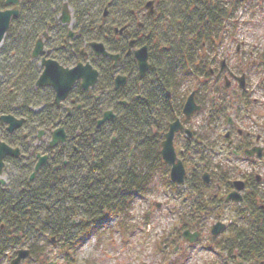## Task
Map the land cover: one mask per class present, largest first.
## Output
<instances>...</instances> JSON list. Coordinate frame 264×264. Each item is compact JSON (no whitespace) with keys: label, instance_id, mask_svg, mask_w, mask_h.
Wrapping results in <instances>:
<instances>
[{"label":"flooded vegetation","instance_id":"1","mask_svg":"<svg viewBox=\"0 0 264 264\" xmlns=\"http://www.w3.org/2000/svg\"><path fill=\"white\" fill-rule=\"evenodd\" d=\"M23 1L1 45L5 68L1 84L12 85L6 87L12 91L14 84L21 83L27 95L23 98V93L14 92L11 98L18 100L7 99L0 106V141L18 150V156L4 159L1 177L5 184L0 183V188L24 186L25 180L37 183L53 173L60 176L63 191L78 199L77 188L89 189L91 179L98 176L106 190L112 185L122 187V179L130 177L135 180L127 199L139 197L154 163L165 167L167 177L170 176L172 167L163 159V144L171 126L178 124L172 145L186 173H209L212 179L206 184L201 176L198 190H192L193 183L185 182L196 203L184 219L196 222L195 229L188 222L184 224L183 240L187 244L200 241L204 229L201 218L210 217L215 221L209 229L213 252L223 259V264H264L261 257L255 261L242 259L238 250L229 254L235 233L250 232L255 227L264 234V129L255 134L257 129L248 125L252 109L247 97V66L235 62L231 52H227L211 65L208 60L207 72L202 75L201 56L186 54L182 17L189 0H144L141 7L138 0H65L45 18L40 9ZM65 4L69 21L63 19ZM221 6L228 13L235 8H226L222 3ZM12 9V5L5 4L0 11ZM33 17L38 18L35 29ZM224 28L217 25L213 39ZM241 44L237 45V54L248 59ZM93 45H102L109 56ZM143 50L148 65L144 74L139 62ZM177 60H184L185 65L188 60L190 66L182 67ZM262 60L264 65V56ZM13 61L18 63L15 68ZM48 66H53L58 74L59 70L72 71L79 66L90 68L97 73V79L88 89L79 79L60 94L53 86L39 85ZM181 75L185 79L180 80ZM187 82L193 88L186 87ZM231 90L238 97L230 106L216 100V94ZM212 91L215 95L210 96ZM190 98L199 109L187 116L185 108ZM208 102L210 117L226 124L225 140L231 154L249 165L237 178L232 173L214 174L219 167H206L203 163L200 134L191 123ZM225 109L229 112L226 117ZM2 117H12L21 126L10 132ZM54 138L59 139L55 145ZM214 183L215 192L208 196ZM156 207L161 209L162 204ZM218 224L225 228L214 235L213 228ZM188 232L190 235L185 237ZM7 254L1 253L0 257L4 259ZM15 257L16 254L11 260Z\"/></svg>","mask_w":264,"mask_h":264},{"label":"rangeland","instance_id":"2","mask_svg":"<svg viewBox=\"0 0 264 264\" xmlns=\"http://www.w3.org/2000/svg\"><path fill=\"white\" fill-rule=\"evenodd\" d=\"M144 2L138 0L137 5L141 7ZM215 3H222L226 8H229L228 5L235 6L232 12H226L227 18L222 24L225 28L221 29L222 32L219 30L220 35L206 48V54L203 38L196 44L194 40L188 43L189 50L187 49L186 54L189 56V52L195 51L201 57L209 58L211 65L218 56L231 52L235 62L239 61L247 66V97L252 109L248 125L257 129L255 134H260L264 129V0H246L245 4L239 0H213V4ZM122 17L125 19L126 15L123 13ZM245 42V46L242 45ZM238 44H241V51L249 54L248 59L237 54ZM2 52L0 46V55ZM11 64L15 68L18 63L13 61ZM186 65L190 66L188 63ZM186 65L183 61L182 67ZM183 78L185 79L181 75L180 80ZM185 85L189 87L193 84L187 82ZM214 93L215 91L210 92V96L215 95ZM216 96L217 101H224L226 106H230L236 101L238 93L231 90ZM210 106L211 103L208 102L204 111L191 123L200 134L204 150L200 155L206 167H219L214 174L232 173L233 178H237L249 165L244 159H237L231 154L225 140L226 124L210 117ZM225 113V117L229 115L227 109ZM152 169V172L149 169V174L146 175L148 184L140 196L126 199L124 210L119 217L101 225L89 226L87 234L78 239H71L72 232L69 236L70 243L66 241L63 244L60 240L57 242V238H54L53 242L52 236L45 234L34 236L25 246L19 247L25 248L24 250L34 248L33 255L22 264H223V259L213 252L209 232L215 222L213 218H201V224L204 226L201 240L187 244L181 236L184 224L188 222L195 229L196 220L188 221L184 216L191 209L190 206L196 203L195 197L192 193H187L186 186L173 185L167 177L165 167L154 163ZM4 177L7 179L6 175ZM214 192L215 183L207 195L211 196ZM156 204H162V208L158 209ZM224 211L227 213L228 210ZM82 219L84 222L85 218L74 217V224L80 226ZM40 230V233L46 232L45 229ZM17 250H8L9 254L0 264H10Z\"/></svg>","mask_w":264,"mask_h":264},{"label":"trees","instance_id":"3","mask_svg":"<svg viewBox=\"0 0 264 264\" xmlns=\"http://www.w3.org/2000/svg\"><path fill=\"white\" fill-rule=\"evenodd\" d=\"M5 1L0 0V9L4 8ZM60 1L62 0H24L23 2L33 5L35 9H40L43 18H45ZM186 4L183 9L184 17H182V20L185 21L186 42L188 44L194 40L196 44L200 38H203L205 41L204 53L206 54V48L216 41L217 36L214 39L213 36L217 32V25L219 28L222 27L223 21L227 18L226 10L221 6V3L213 4V0H189ZM35 9L33 12L36 11ZM35 20L38 18H32L34 22L32 29L38 25ZM177 20H179V15ZM43 27L45 28L44 22ZM187 49L189 50L188 47ZM191 53L193 56H199L195 51ZM2 58L3 53L0 55V77L5 75ZM201 58L203 59V75L207 72L209 58L203 56ZM177 61L183 63L184 60ZM187 63H189L188 60ZM1 82L2 78H0V106L7 99L17 101L18 99L11 98L14 92L20 95L23 93V98L27 95L23 91L21 83L14 84L15 88L11 91L6 87H12V85L6 84L4 87ZM170 116H172V112ZM122 180V187L112 185L106 190L101 177L91 179L92 184L89 189L77 188L78 199L70 197L63 191V185L59 184L60 176L53 173L46 174L37 183H27L25 180L24 186L0 188V254L8 250L19 249L30 242L32 237L43 234L57 238V242L60 240L63 244L66 241L70 243L69 236L72 232L71 239H78L87 234L89 226L101 225L110 219L119 217L125 207L126 195L131 191L135 179L127 177ZM187 180L190 184L193 183L192 190H198V184L202 179L200 174L193 172ZM190 187L192 186L190 185ZM76 216L85 218L84 222L82 219L80 226L74 224L73 218ZM40 229H45L46 232L40 233ZM231 239L233 248L229 250V254L238 250V255L242 259L249 257L251 261H255L261 257V260H264V234L257 228L252 227L250 232L243 230L241 233H235ZM30 250L33 255L34 248L31 247ZM227 251L226 248V253Z\"/></svg>","mask_w":264,"mask_h":264},{"label":"water","instance_id":"4","mask_svg":"<svg viewBox=\"0 0 264 264\" xmlns=\"http://www.w3.org/2000/svg\"><path fill=\"white\" fill-rule=\"evenodd\" d=\"M5 4L7 6L12 5L14 7V9L7 10V11H0V46L2 45L4 38H5L8 30H9L11 20L13 18L18 17L19 8L21 5V0H6ZM63 16H64L63 19L65 21L70 20V16L68 13V4H65V6H64ZM41 46H42L41 43H39L37 46L38 51H40L42 49ZM93 46H94V48L98 47V48L102 49V53L105 56H109L107 54V52L103 49L102 45H100V46L93 45ZM139 59H140L139 60L140 70H141L142 74H144L146 72V70L148 69L147 55H146V52L144 50L140 52ZM54 66L56 67L55 64H54ZM59 73L60 74H58L56 72V70L53 68V66H48L46 71L44 72L43 76L40 79L39 85H41V86H46V85L53 86L57 90V92L61 94V93H66L70 89V87L79 79L83 80V88L84 89H88V86L90 84L93 85L97 79V73L95 71H92V69H90V68H82L81 66L77 67L76 69H74L72 71H70V70H65V71L59 70ZM90 79H92V80L89 82ZM198 109L199 108H197L195 106L193 99L190 98V100L188 101L186 108H185V113L187 114V116H189L192 112L197 111ZM1 120L3 123L9 124V131L10 132L21 126V122L15 120L12 117H2ZM177 126H178V124L171 126V131L166 136L167 140L163 144L162 156H163V159L166 162V164H168L172 167V169H171V180H172V182L176 183L178 185H181L185 181L186 171H185V168H184L182 162L178 160L177 155H176L174 148H173V145H172L173 136L177 130ZM58 141H59V139L54 138L53 145L57 144ZM61 141H64V138H61ZM7 156H13V157L18 156V150L11 149L6 144H4L0 141V183L2 185L5 184V181L2 179L1 176L3 173L4 159ZM40 166H41V163L37 167V170L39 169ZM33 178H34V175H33L32 179ZM204 180L207 184L210 183V179H209L208 175L204 176ZM224 228H225V226L222 224H218V225L214 226L213 234L214 235L219 234ZM188 235H190L189 232L185 233V237H188ZM190 241L193 242L195 240L190 239ZM29 256H30L29 251L22 250L19 252L17 259H15L12 262V264H21L22 260L28 258Z\"/></svg>","mask_w":264,"mask_h":264}]
</instances>
